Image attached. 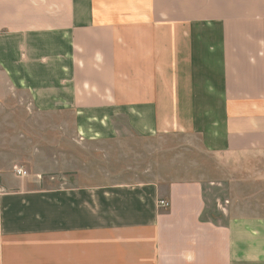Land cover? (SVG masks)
Segmentation results:
<instances>
[{
  "label": "crops",
  "instance_id": "obj_1",
  "mask_svg": "<svg viewBox=\"0 0 264 264\" xmlns=\"http://www.w3.org/2000/svg\"><path fill=\"white\" fill-rule=\"evenodd\" d=\"M0 264H264V0H0Z\"/></svg>",
  "mask_w": 264,
  "mask_h": 264
},
{
  "label": "built area",
  "instance_id": "obj_2",
  "mask_svg": "<svg viewBox=\"0 0 264 264\" xmlns=\"http://www.w3.org/2000/svg\"><path fill=\"white\" fill-rule=\"evenodd\" d=\"M16 174L17 175H20V174H22V175H26V173L25 172H23V171H20V170H16ZM168 203L167 202H165V201H159V206L160 207H168Z\"/></svg>",
  "mask_w": 264,
  "mask_h": 264
},
{
  "label": "rangeland",
  "instance_id": "obj_3",
  "mask_svg": "<svg viewBox=\"0 0 264 264\" xmlns=\"http://www.w3.org/2000/svg\"><path fill=\"white\" fill-rule=\"evenodd\" d=\"M156 151V150H155Z\"/></svg>",
  "mask_w": 264,
  "mask_h": 264
}]
</instances>
